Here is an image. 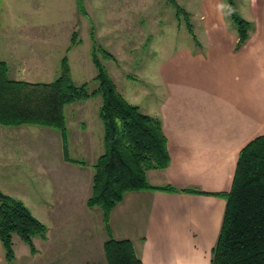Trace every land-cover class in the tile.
Listing matches in <instances>:
<instances>
[{"label": "crops", "instance_id": "1", "mask_svg": "<svg viewBox=\"0 0 264 264\" xmlns=\"http://www.w3.org/2000/svg\"><path fill=\"white\" fill-rule=\"evenodd\" d=\"M205 14L198 27L203 37L195 33L197 38L181 43L180 53L161 64L164 75L163 65L169 62L170 87L164 97L160 89L154 116L161 119L171 162L165 169L150 170L148 178L155 185L206 193L133 191L117 204L110 215L109 237L131 240L143 264H212L227 204L213 193L230 191L240 151L264 134V0H250L248 16H243L251 23L249 37L240 48L237 26L227 20L223 4L208 6ZM16 42L12 39L7 46L11 54H20L19 59H3L9 76L52 75L48 52L19 50ZM66 124L71 157L86 159L85 164L67 161L62 144L60 165L73 184L67 193L59 190L63 203L84 197L87 204L93 164L105 150L104 125L102 121ZM65 250L49 248L51 253ZM0 253L4 256L1 243ZM54 262L46 264H70L65 259Z\"/></svg>", "mask_w": 264, "mask_h": 264}, {"label": "rangeland", "instance_id": "2", "mask_svg": "<svg viewBox=\"0 0 264 264\" xmlns=\"http://www.w3.org/2000/svg\"><path fill=\"white\" fill-rule=\"evenodd\" d=\"M219 1L222 3L218 0H177L191 14L199 37H203L199 23L207 16V7L215 3L223 4L227 20L234 25L227 0ZM235 1L242 16H248L250 0ZM85 8L87 15L79 12L76 0H1L0 60L19 59L20 54H11L7 46L8 41L14 39L17 41L15 48L19 50H31L37 55H41L42 50L48 52L52 71V75L45 77L37 74L17 76L16 73L10 77L51 82L59 75L61 59L67 55L75 83L87 82L90 90L96 89L97 69L91 53L94 32L96 43L115 56V60H102L119 90L128 101L154 116L160 89L164 91V97L170 87L169 62L163 65L166 64L164 75L161 64L180 53L181 43L194 37L184 17L177 16L168 0H85ZM74 31H78L81 42L68 52ZM159 76H162V85L157 81ZM101 104V95L69 104L65 108L66 121H102L99 117ZM0 128L3 129V133L0 132V188L23 200L48 227L46 240L41 236L33 237L35 253L14 235L16 257L11 264H46L50 260L53 263L63 259L70 264H77L75 261L78 260L108 264L104 241L109 238V233L102 209L98 206L90 208L84 197L63 203L59 187L67 193L73 180L65 175L60 165L63 160L61 131L37 125H0ZM1 246L4 256L0 253V264H9L2 243ZM60 246L67 252L49 251V248Z\"/></svg>", "mask_w": 264, "mask_h": 264}, {"label": "trees", "instance_id": "3", "mask_svg": "<svg viewBox=\"0 0 264 264\" xmlns=\"http://www.w3.org/2000/svg\"><path fill=\"white\" fill-rule=\"evenodd\" d=\"M168 2L176 9L179 18L184 17L189 32L197 38L191 14L177 0ZM227 2L238 29L237 48H240L249 37L251 23L240 14L235 0ZM76 6L79 12L87 15L85 0H76ZM1 12L0 0V15ZM93 33L91 53L98 82L94 90H90L87 82L75 83L67 55L61 59L59 75L51 82L13 79L9 76L7 62L0 60V125L58 129L63 137L65 159L85 164L70 155L65 108L74 102L101 95L99 117L104 125L105 150L93 164L95 174L87 205L102 209L106 229L110 232L111 212L128 192H206L150 182V170L165 169L171 162L161 119L125 98L102 60H115V56L96 43ZM71 42L68 52L81 42L78 31H74ZM213 194L224 198L227 204L218 242L213 249L212 264H264V134L251 140L240 151L230 191ZM47 230V225L23 200L0 188V241L9 264L16 257L14 235H18L35 253L33 237L46 238ZM104 252L108 264H143L129 239L118 240L110 236L104 242Z\"/></svg>", "mask_w": 264, "mask_h": 264}]
</instances>
